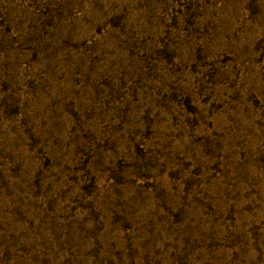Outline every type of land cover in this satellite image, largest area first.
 Segmentation results:
<instances>
[{"label": "rangeland", "instance_id": "1", "mask_svg": "<svg viewBox=\"0 0 264 264\" xmlns=\"http://www.w3.org/2000/svg\"><path fill=\"white\" fill-rule=\"evenodd\" d=\"M0 264H264V0H0Z\"/></svg>", "mask_w": 264, "mask_h": 264}]
</instances>
